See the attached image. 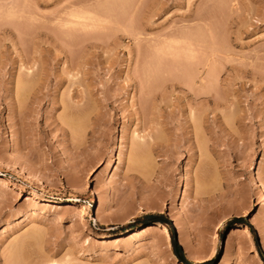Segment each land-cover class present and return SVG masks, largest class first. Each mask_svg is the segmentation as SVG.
<instances>
[{
	"label": "rangeland",
	"instance_id": "rangeland-1",
	"mask_svg": "<svg viewBox=\"0 0 264 264\" xmlns=\"http://www.w3.org/2000/svg\"><path fill=\"white\" fill-rule=\"evenodd\" d=\"M220 1L0 0V264H264V0Z\"/></svg>",
	"mask_w": 264,
	"mask_h": 264
},
{
	"label": "bare ground",
	"instance_id": "bare-ground-1",
	"mask_svg": "<svg viewBox=\"0 0 264 264\" xmlns=\"http://www.w3.org/2000/svg\"><path fill=\"white\" fill-rule=\"evenodd\" d=\"M222 1H223V0H222ZM222 1H220V2L223 3ZM225 2H226V0H225ZM221 3H220V5H221ZM217 4H218V2H217ZM220 5H219V6L217 5V6L220 7ZM215 6H216V5H214L213 7H215ZM217 6H216V7H217ZM223 7H226V4H225V6H222L221 8H223ZM213 9H214V8H213ZM224 9H225V8H223V10H224ZM216 10H218V9H215V11H216ZM211 11H212V10H211ZM224 11H225V10H224ZM74 12H75V11H74ZM76 12H77V11H76ZM205 12H208V11H205ZM219 12H220V11H219ZM72 13H73V12H72ZM87 13H88V12H87ZM220 13H221V12H220ZM213 14H214V13H213ZM70 15L73 16L74 13H73V14H70ZM206 15H207V14H206ZM206 15H205V17H206ZM210 15H211V14H210ZM74 16H76V17L78 16V17H79V14L77 15V13H76V15H74ZM85 16H86V15H85ZM211 16H212V15H211ZM82 17H83V16H82ZM90 17H91V16H90ZM199 17H201V16L199 15ZM202 17H204V16H202ZM202 17H201L200 19H202ZM197 18H198V16H197ZM206 18H207V17H206ZM208 18H209V17H208ZM215 18H216V17H215ZM76 19H77V18H76ZM203 19H204V18H203ZM91 20H92V19H91ZM205 20H206V19H205ZM72 21H74V20H72ZM88 21H90V20H88ZM95 21H96V19H95ZM95 21H94V22H95ZM209 21H210V20H209ZM78 22H80V21H78ZM81 22H82V24H83V21H81ZM96 22H97V21H96ZM205 22H206V21H205ZM72 23L75 24L76 22H72ZM67 24H68V23H67ZM78 24H80V26L82 25L81 23H76L77 27H78ZM86 24H87V23H86ZM91 24H92V23H91ZM211 24H212V23H211ZM211 24H209V25H211ZM68 25H69V24H68ZM94 25H95V24H94ZM94 25H93V26H94ZM82 26H83V25H82ZM88 26H89V25H88ZM212 26H213V25H212ZM217 26H218V25H217ZM187 27H189V26H187ZM208 27L210 28V26H208ZM85 28H86V27H85ZM190 28H191V27H190ZM196 28H197V27H196ZM196 28H194V29H196ZM202 28H203V27H202ZM211 28H213V27H211ZM214 28H215V26H214ZM83 29H84V28H83ZM192 30H193V29H192ZM196 30H197V29H196ZM201 30H202V29H201ZM205 30H206V29H205ZM208 30H209V29H208ZM211 30H212V29H211ZM187 31H188V30H187ZM206 31H207V30H206ZM175 32H177V31H175ZM184 32H185V31H184ZM184 32H183V33H184ZM189 32H191V31H189ZM215 32H216V31H215ZM173 33H174V32H173ZM178 33H180V32H178ZM178 33H177V35H178ZM181 33H182V32H181ZM181 33H180V34H181ZM185 33H186V32H185ZM185 33H184V36H185ZM203 33H204V31H203ZM212 33H213V32H212ZM212 33H211V34H212ZM167 34H168V33H167ZM174 34H175V33H174ZM174 34H173V35H174ZM191 34H192V32H191ZM193 34L195 35V33H193ZM193 34H192V35H193ZM196 34H197V33H196ZM165 35H166V34H165ZM181 35H182V34H181ZM194 35H193V36H194ZM205 35H206V33H205ZM205 35H204V36H205ZM167 36H168V35H167ZM167 36H166V37H167ZM169 36H170V35H169ZM174 36H176V35H174ZM178 36H179V35H178ZM178 36H176V37H178ZM186 36H187V34H186ZM186 36H185V38L183 37V39H185L186 42H187V39H186L187 37H186ZM190 36H191V35L189 34L188 38H189ZM193 36H192V37H193ZM196 36H198V35H196ZM176 37H175V38H176ZM179 37H180V36H179ZM179 37H178V39L180 40ZM171 38H173L172 35H171ZM171 38H170V39H171ZM168 39H169V37H168ZM181 39H182V36H181ZM189 39H190V38H189ZM192 39H196V37L194 36V38H192ZM171 40L173 41V40H175V39L173 38V39H171ZM171 40H168V41H171ZM158 41H160V40H158ZM161 41H162V39H161ZM193 41H194V40H193ZM173 42H174V41H173ZM175 42H176V41H175ZM175 42H174V44H176ZM177 42H178V41H177ZM188 42H189V40H188ZM188 42H187V43H188ZM194 42H196V41H194ZM201 42H202V41H201ZM160 43H161V42H160ZM165 43L167 44V42H165ZM165 43L163 42V44H165ZM168 43H169V42H168ZM171 43H172V42H171ZM171 43H169V45H170ZM178 43H179V42H178ZM184 43H185V41H184ZM184 43L182 42V44H184ZM197 43H199V42H197ZM163 44H161V45H163ZM166 44H165V45H166ZM199 44H200V43H199ZM169 45H168V44L166 45V47H167V50H166V51H168V52L171 51V50H170V51L168 50V49H169ZM176 45H177V44H176ZM176 45H175V46H176ZM180 45H181V43H180ZM185 45H186V43H185ZM188 45H189V47H190V44H187V46H188ZM192 45H193V43H192ZM192 45H191V46H192ZM194 45H195V44H194ZM196 45H197V44H196ZM170 46H172V48H174V45H170ZM163 47H164V45H163ZM163 47H160V48H162V50H163ZM166 47H164V48H166ZM176 47H177V46H176ZM178 47H179V46H178ZM185 47H186V46H185ZM189 47H188V49H190V50H191V48H193V47H191V48H189ZM157 48H158V47H156V49H157ZM181 48H182V47H181ZM186 48H187V47H186ZM176 49H177V50H175L176 52H177V51H180V47H179V50H178V48H176ZM183 49L186 51L185 48H183ZM188 49H187V50H188ZM164 50H165V49H164ZM190 50H189V51H190ZM193 50H194V49H193ZM222 50H223V49H222ZM160 51H161V50H160ZM175 51H173V52H174L173 54H175ZM185 51H184V52H185ZM189 51H187V52H189ZM147 52H148V51H147ZM158 52H159V51H158ZM191 52H192V51H191ZM160 53H162V51H161ZM171 53H172V52H171ZM171 53H170V54H171ZM193 53H194V52H193ZM193 53H192V54H193ZM148 54H150V52H149ZM164 54L168 55L169 53H165V51H164ZM170 54H169V55H170ZM180 54L182 55V54H184V53H181V52H180ZM180 54L178 53L179 57H180ZM175 55H176V54H175ZM184 55H185V54H184ZM184 55H183V56H184ZM186 55L188 56L189 54L186 53ZM148 56H149V55H148ZM176 56H177V55H176ZM176 56H175V57H176ZM183 56H181V57L183 58ZM190 56H191V55H190ZM190 56H189V57H190ZM177 57H178V56H177ZM179 57H178V58H179ZM189 57H188V58H189ZM191 57H192V56H191ZM194 57H195V55H194ZM151 58H152V56H151ZM151 58H149V59L151 60ZM153 58H154V57H153ZM162 58H164V57H162ZM162 58H160V59H162ZM165 58H166V57H165ZM173 58H174V57H173ZM178 58H176V59L178 60ZM157 59H158V58H157ZM168 59H169V58H168ZM192 59H194V58H192ZM196 59H197V58H196ZM154 60H155V59H154ZM177 60H176V61H177ZM179 60H180V59H179ZM188 60H189V59H188ZM188 60H187V61H188ZM197 60H198V59H197ZM199 60H200V59H199ZM156 61H157V60H156ZM159 61H160V60H159ZM162 61H163V60H162ZM165 61H166V60L164 59V65H166ZM171 61H172V60H170V63H171ZM174 61H175V60H174ZM190 61H191V58H190ZM190 61H188L187 64H186V62H185L186 67H187V65H188V66L193 65L192 62H193L194 60H193L192 62H190ZM172 62H173V61H172ZM178 62H179V61H178ZM181 62H183V61H181ZM181 62H179V63H181ZM200 62H201V61H199L198 63H200ZM151 63H152V62H151ZM158 63H159V62H158ZM158 63H157V64H158ZM167 63H168V62H167ZM175 63H176V62H174L173 65H174ZM179 63H178V64H179ZM189 63H191V64L189 65ZM195 63H196V62H195ZM209 63H210V62H209ZM159 64H161V63H159ZM162 64H163V62H162ZM162 64H161V65H162ZM200 64H201V63H200ZM203 64H204V63H203ZM203 64H202V65H203ZM205 64H206V65H209L208 62L205 63ZM164 65H163V66H164ZM169 65H170V64H169ZM173 65H172V67H173ZM175 65H176V64H175ZM175 65H174V66H175ZM198 65H199V64H198ZM154 66H157V65H154ZM163 66H162L161 69H165V71H166L167 67H166V68H165V67L163 68ZM167 66H168V65H167ZM176 66H178V65H176ZM182 66H185V65L183 64ZM200 66H201V65H200ZM209 66H211V64H210ZM158 67H159V66H158ZM158 67H157V68H158ZM170 67H171V66H170ZM195 67H196V66H195ZM204 67H205V66H204ZM211 67H212V66H211ZM178 68H179V67H178ZM183 68H184V67H183ZM187 68H188V67H187ZM187 68H186V69H187ZM189 68H190V67H189ZM206 68H207V67H206ZM209 68H210V67H209ZM212 68H214V67H212ZM159 69H160V68H159ZM169 69H170V68H169ZM207 69H208V68H207ZM155 70H156V69H155ZM155 70H154V71H155ZM165 71H164V72H165ZM176 71H177V70H176ZM179 71H180V70H179ZM210 71H213V70H210ZM210 71H209V73H207V71H206L205 74H206V73H207V74H211ZM147 72H148V71H147ZM156 72H157V71H156ZM160 72H161V71H160ZM182 72H183V71H182ZM214 72H215V71H214ZM214 72H213V75H215ZM154 73H155V72H154ZM157 73H158V72H157ZM185 73H186V72H185ZM159 74H160V73H159ZM183 74H184V72H183ZM149 75H151V74H149ZM157 75H158V74H157ZM157 75H156V76H157ZM190 76H191V75H190ZM210 76H212V74H211ZM149 77H151V76H149ZM176 77H177V76H176ZM185 77H186V76H185ZM208 77H209V76H208ZM208 77L206 78V75H205V77H202V78H204V80H205V79H209V78H210V77H209V78H208ZM160 78H161V77H160ZM194 78H195V77H194ZM194 78H192V76H191V82L194 80ZM212 78H213V80H214L215 76H214V77H211L210 79H212ZM25 79H28V78H25ZM174 79H175V78H174ZM216 79H217V78H216ZM29 80H31V79H29ZM160 80H161V79H160ZM186 80H187V79H185V81H186ZM202 80H203V79H202ZM153 81H154V80H153ZM188 81H189V83H190V79H189V77H188ZM199 81H200V80H199ZM217 81H218V79H217ZM21 82H22V81H21ZM24 82H25V81H23V83H24ZM157 82H158V81H157ZM186 82H187V81H186ZM201 82H202V83H201V84H202L201 87H203L202 89H204V95H206L207 93H205V92L210 91V90H209V87H211V89H212V86H210L211 84H210L208 81H207V83H205L204 81H201ZM210 82H212V81H210ZM28 83H29V82H28ZM208 83H209V84H208ZM214 83H215V82H214ZM21 84H22V83H21ZM25 84H26V86H27V82H26ZM31 84H32V82H31L29 85H31ZM190 84H191V83H190ZM192 84H193V83H192ZM199 84H200V83H199ZM185 85H187V84H185ZM208 85H209V86H208ZM23 86H25V85H23ZM188 87H189V86H188ZM23 88H24V87H23ZM27 88H28V86H27ZM24 89H25V88H24ZM24 89H23V90H24ZM189 89H191V88L189 87ZM212 90H213V89H212ZM200 92H201V90H200ZM202 92H203V90H202ZM136 145H137V144H136ZM137 147H138V146H137ZM137 147H136V148H137ZM139 152H140V151H139ZM136 153H137V150H136ZM136 153H135L134 155H136ZM137 154H138V153H137ZM134 155H133V153H132V156H134ZM137 156L139 157L140 155H137ZM135 158H136V156H134V159H135ZM137 159H138V158H137ZM137 159H135V161L132 160V161L136 162V163H134V164H137V161H136ZM140 159H141V158H140ZM140 162H141V161H139V163H140ZM142 162H143V161H142ZM132 163H133V162H132ZM139 163H138V164H139ZM31 177H32V176H31ZM256 178H257V176H256ZM33 179L35 180L36 178H33ZM5 181H6L5 179H2V178L0 179V182H1V183H4ZM35 181H37V180H35ZM257 181H258V180H257ZM39 182H40V181H39ZM39 182H38V183H39ZM259 184H260V180H259ZM260 201H261V203L264 205V195H262ZM103 214H104V213H103L100 209H98V211H96V220L99 221V222L107 223L108 221H107V219L104 217L105 215H103ZM155 228H156V225H155V224H149V225H147V226H145V227H143V228L137 230L135 233L133 232V234H131V235L129 234V235H130V238H132V239H136V238H139V237L143 236L144 234L148 233L149 231H153ZM169 234H170V231H169L167 228H163V229H162V235H169ZM97 235H99V236H101V237H105L104 234H99V233H97ZM20 248H21V247H20ZM20 248H19V249H20ZM16 250L18 251V249H16ZM22 252H23V251H22ZM188 252H189V251H187V255H188ZM13 253H14V252H13ZM14 254H15V253H14ZM18 254H19L18 256H17V255H16V256L14 255V256L16 257V259L20 256V252H19ZM191 254H193V253H191ZM191 254H189V255L195 259L196 257L193 256L194 254H193V255H191ZM12 256H13V255H12ZM14 256H13V257H14ZM11 258H12V257H11ZM14 259H15V258H14ZM21 259H22V258H21ZM22 260H23V259H22ZM195 260L198 261V258H196ZM14 262H15V261H14ZM44 262H45V261H44ZM49 262H50V261H49ZM53 262H54V261H53ZM64 262H65V261H64ZM17 263H19V262H17ZM42 263H43V262H42ZM55 263H56V261H55L54 263H52V264H55ZM66 263H67V262H66ZM20 264H21V263H20ZM46 264H49V263L46 262ZM57 264H58V263H57Z\"/></svg>",
	"mask_w": 264,
	"mask_h": 264
}]
</instances>
